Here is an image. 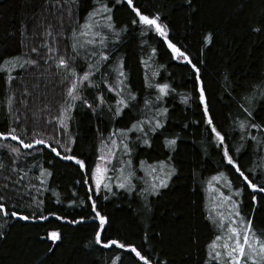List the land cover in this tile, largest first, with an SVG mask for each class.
I'll return each instance as SVG.
<instances>
[{
	"label": "trees",
	"instance_id": "trees-1",
	"mask_svg": "<svg viewBox=\"0 0 264 264\" xmlns=\"http://www.w3.org/2000/svg\"><path fill=\"white\" fill-rule=\"evenodd\" d=\"M136 2L144 11L159 12L171 29L174 42L185 46L194 61H202L199 66L207 85L211 113L217 127L227 134L234 152L241 145V133L233 126V119L238 114L235 99L238 94L264 84V30H253L256 27L264 29V0H191L190 5L188 0ZM91 7L92 0H80L81 20ZM53 12L55 9L47 4V0H0V59L21 53L25 44L38 43L40 37L33 36V33L42 31V23H57ZM114 18L117 26H128L116 54L125 59L128 83L138 94V99L149 97L153 92L145 85L140 62L151 46L158 49L156 64L164 65L159 68L160 77L157 79L170 82L176 89L164 101L169 108L165 129L152 136L150 148L139 144L136 157L150 161L162 159L169 154L164 147V138L176 136L179 139L176 151L172 153L177 172L159 196L149 198L150 211L145 210L140 196L127 194L115 187V195L103 191L99 195L92 194L100 210L109 217L110 227L106 229V236L134 243L150 257L154 254L167 264H204L206 245L214 233L206 219L208 200L201 181L210 179L218 170L227 171L229 178H233L232 170L221 163L220 150L212 142L206 126L202 122L197 123L202 121V107L198 102L185 104L182 101L185 94L196 96L190 65L172 60L154 33L142 36L137 26L131 25L132 16L123 5L116 6ZM209 32L213 39L206 45L204 36ZM38 75L24 74V81L30 89ZM40 81L42 88L34 90L28 109H20V123H27L30 130L39 128L49 136L59 135L55 122L47 123V109L42 113L43 120L33 117V105L36 103L43 107L50 104L51 114L55 115L58 101L62 98L58 78L45 75L40 77ZM13 85L19 90L16 81ZM6 92L5 79L0 77V101ZM40 92L44 94L40 95ZM257 104L254 115L258 122L264 123V99L258 98ZM125 113L119 119L118 127H126L136 118L135 109L132 112L125 109ZM10 122L6 106L0 107V127H6ZM98 126L107 134L112 126L107 113L101 116L87 107H77L70 130L76 138L73 154L84 158L90 167L96 159L99 145ZM7 155L6 149L0 150V157L7 159ZM36 160L53 173L48 179L47 190L42 189L44 203L40 208L33 207L27 195L21 202L15 188H2L7 182L4 179L9 175L7 171L0 175V195L8 198V205L15 202L25 213L35 211L37 215H48L54 212L56 215H49L47 220L16 218L6 225L4 219H0V225H3L0 231L5 233L0 236V264H110V259L117 252L123 255L121 264H136L134 254L118 248L104 249L94 242L98 221L70 222L80 216L92 215L84 184L86 177L75 162L57 158L46 148L43 153L36 154ZM239 162L243 169L256 170L258 175L257 165H264V151L256 149L249 140L241 149ZM233 182L235 184L237 180L233 179ZM248 191L246 189L245 204L249 206H242L244 213L251 212ZM105 195L108 199H103ZM73 200L76 204L71 203ZM60 216L66 219L61 220ZM253 224L255 228L264 230V210L257 209ZM52 231H59L62 239L52 241L49 238ZM145 233L148 234L147 241Z\"/></svg>",
	"mask_w": 264,
	"mask_h": 264
},
{
	"label": "snow or ice",
	"instance_id": "snow-or-ice-1",
	"mask_svg": "<svg viewBox=\"0 0 264 264\" xmlns=\"http://www.w3.org/2000/svg\"><path fill=\"white\" fill-rule=\"evenodd\" d=\"M79 3L80 0H47V4L55 9L52 15L57 23H42V31L33 33V36L40 37L38 43L25 44L21 53L0 59V77L7 85L0 107L6 106L11 118L6 127H0V150L6 149L8 153L7 159L0 157V175L4 171L9 173L4 176L7 182L2 188H15L21 202L27 195L33 207L40 208L44 203L42 189L47 190L48 179L53 175L50 168L36 160V154L43 153L46 148L57 158L75 162L86 177L84 184L92 215L72 219L71 223L79 224L85 219L98 221L94 242L104 249L118 248L130 252L134 254L136 264H167V261H159L154 254L150 257L134 243L107 238L109 217L100 210L97 199L92 195H99L102 191L115 195V187L127 194L140 196L143 207L150 211L149 198L159 196L177 172L172 153L176 151L179 137L164 138V147L169 154L162 159L150 161L136 157L139 144L150 148L152 136L165 129L169 108L164 101L176 89L170 82L157 79L160 77L159 68L164 65L156 64L158 49L151 46L140 62L145 85L153 92L149 97L138 99V94L128 83L125 59L116 54L128 32V26H117L114 18L116 6L123 5L132 16L131 25L137 26L142 36L154 33L172 60L190 65L196 96L193 98L185 94L182 101L185 104L198 102V106L202 107V121L197 123L202 122L206 126L212 142L220 150L221 163L233 173V178H229L227 171L218 170L210 179L201 181L208 200L206 219L214 233L206 245L204 264H264V230L255 228L253 224L257 209L264 210V165H257V175L256 170H245L239 162L241 149L249 140L256 149L264 151V123L258 122L254 115L258 98L264 99V84L238 94L235 99L238 114L233 119V126L241 133V145L233 152L227 134L217 127L211 113L207 85L199 66L202 61H194L185 46L174 42L171 29L159 12L142 10L136 0H92V7L81 20ZM188 3L190 5L191 0ZM253 30L260 32L264 29L256 27ZM212 39V33H207L205 44H210ZM144 44L147 45L148 41L145 40ZM25 73H39L31 89L24 81ZM46 74L58 78L62 98L58 101L55 115L51 114L50 104H45L40 111H49L47 123L55 122L59 135L49 136L39 128L30 130L27 123H20V109H28L34 90L42 88L40 77ZM14 81L19 84V90L14 87ZM43 94L40 92V95ZM78 106L87 107L101 116L107 113L112 125L107 134L97 127L99 145L91 167L84 158L73 154L76 138L70 130ZM125 109L129 112L135 109L136 118L128 126L118 127L119 119L126 115ZM36 115L33 112V116ZM24 119L27 121V117ZM233 179L237 183L234 184ZM246 189L250 190L247 192L251 206L249 213L242 211V206H249L245 204ZM7 199L5 195H0V219H4L5 225L16 218L24 221L47 220L49 215H56L54 212L48 215H37L35 211L25 213L15 202L8 205ZM103 199H108V196ZM71 203L76 204V201ZM59 219L66 217L60 216ZM4 234L0 231V236ZM49 238L60 241L62 236L59 231H52ZM144 239L147 241V233ZM122 259V253L117 252L110 259V264H121Z\"/></svg>",
	"mask_w": 264,
	"mask_h": 264
},
{
	"label": "rangeland",
	"instance_id": "rangeland-1",
	"mask_svg": "<svg viewBox=\"0 0 264 264\" xmlns=\"http://www.w3.org/2000/svg\"><path fill=\"white\" fill-rule=\"evenodd\" d=\"M47 75V74H46ZM48 76V75H47ZM34 106V112L35 113H37V115L36 116H33L35 119H37V120H39V118H40V120L42 119L43 120V116H42V113L46 110H44L43 112H41L40 111V109H43L44 107L42 106V104H39V103H36V104H34L33 105ZM37 111V112H36ZM44 120H46V119H44ZM57 133V132H56Z\"/></svg>",
	"mask_w": 264,
	"mask_h": 264
}]
</instances>
